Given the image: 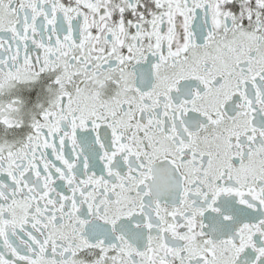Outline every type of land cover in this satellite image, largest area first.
<instances>
[{
  "label": "snow or ice",
  "instance_id": "obj_1",
  "mask_svg": "<svg viewBox=\"0 0 264 264\" xmlns=\"http://www.w3.org/2000/svg\"><path fill=\"white\" fill-rule=\"evenodd\" d=\"M0 264H264V0H0Z\"/></svg>",
  "mask_w": 264,
  "mask_h": 264
}]
</instances>
